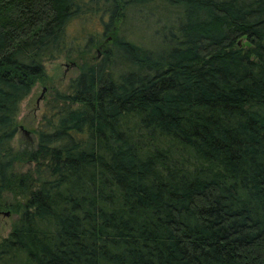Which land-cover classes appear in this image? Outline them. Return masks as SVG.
<instances>
[{
    "label": "trees",
    "instance_id": "16d2710c",
    "mask_svg": "<svg viewBox=\"0 0 264 264\" xmlns=\"http://www.w3.org/2000/svg\"><path fill=\"white\" fill-rule=\"evenodd\" d=\"M159 1L161 52L115 35L154 0H0V264H264V0ZM90 11L103 34L70 40ZM109 35L119 68L82 63L15 150L44 63Z\"/></svg>",
    "mask_w": 264,
    "mask_h": 264
},
{
    "label": "rangeland",
    "instance_id": "374dc122",
    "mask_svg": "<svg viewBox=\"0 0 264 264\" xmlns=\"http://www.w3.org/2000/svg\"><path fill=\"white\" fill-rule=\"evenodd\" d=\"M102 16L106 21L107 13ZM98 18L99 15L90 11L87 20H74L67 27L68 38L76 42L84 41L83 38L87 32L90 34H103L104 24ZM173 21L174 13L171 10H167L166 6L163 7L159 0H154L150 5L144 7L127 4L123 17L116 23L115 35L131 40L142 48H152L156 52H161L167 47V43H164L161 37L166 33L162 30L165 27L174 25ZM106 36H108L107 33ZM108 38L105 39L106 42L103 47L95 45L90 47L87 53L78 54L77 51H73L69 58L61 56L44 63V79L37 81L29 94L19 104L17 114L18 130L11 141V145L15 150L26 154L35 149V129L41 120L46 99L57 90L68 91L69 82L78 75L82 63H97L103 58L105 48L113 50L111 36ZM243 42L247 44L245 40ZM112 50L109 59L113 58L116 61L118 59H116L115 54L113 55ZM118 62L116 61L117 68H119ZM31 167L33 165L30 162L22 161L17 164L16 169L21 173L28 171ZM4 198L7 202L14 200L11 193H6ZM17 217L15 212L6 208H0V238H4L9 234Z\"/></svg>",
    "mask_w": 264,
    "mask_h": 264
},
{
    "label": "water",
    "instance_id": "95a60500",
    "mask_svg": "<svg viewBox=\"0 0 264 264\" xmlns=\"http://www.w3.org/2000/svg\"><path fill=\"white\" fill-rule=\"evenodd\" d=\"M6 214H8V212H6Z\"/></svg>",
    "mask_w": 264,
    "mask_h": 264
}]
</instances>
